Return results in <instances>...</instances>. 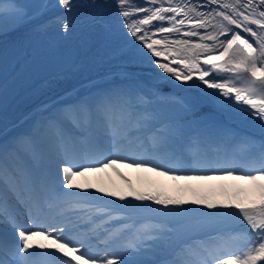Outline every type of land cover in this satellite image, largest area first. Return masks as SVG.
I'll return each mask as SVG.
<instances>
[{"label": "snow or ice", "instance_id": "obj_1", "mask_svg": "<svg viewBox=\"0 0 264 264\" xmlns=\"http://www.w3.org/2000/svg\"><path fill=\"white\" fill-rule=\"evenodd\" d=\"M54 7L65 35L96 10L126 63L0 144V264L264 262V0H0V37L43 30ZM121 166L237 183L189 200L137 189ZM108 169L127 190L81 179Z\"/></svg>", "mask_w": 264, "mask_h": 264}, {"label": "bare ground", "instance_id": "obj_2", "mask_svg": "<svg viewBox=\"0 0 264 264\" xmlns=\"http://www.w3.org/2000/svg\"><path fill=\"white\" fill-rule=\"evenodd\" d=\"M49 1L51 4L56 3V0ZM95 11L94 9H80L73 12L71 14L72 31L67 35L62 32L60 23L53 20L51 9L46 16L40 18V23L46 25L43 30H36L35 25H30L18 32L21 36L14 34L7 38L0 37V50H4V58L0 62V100H5L0 105V137H2L0 144L6 143L12 136L29 129L28 122L22 123L26 115L37 110L44 101L55 98L75 85L74 78L67 79V75L71 70L80 67L83 59H89L94 44L103 53L101 57L97 58L102 64L97 75L110 73V70L126 63L122 58L112 59L116 57L115 53V55L106 54L109 46L118 52L123 41L117 35L110 40L107 39L108 37L105 36L108 33L99 28L98 32H95L92 22ZM108 11L114 12V9L109 8ZM13 41L18 45L16 49L12 48ZM24 53L27 54L26 58H22ZM17 60H19V67L16 66ZM140 74L144 75V73ZM14 126L16 127L12 134L5 136L7 131ZM124 168L129 173L133 170L145 178L155 176L151 172L139 171L134 167ZM106 172L108 173V171L89 172L86 177L81 179L95 187H104L108 190H114L113 180H118L119 184L123 182L121 177L112 175L114 174L112 170L113 179L105 175ZM115 174L117 173L115 172ZM177 175L182 174L178 173ZM160 179L168 181L170 184L186 182L185 180H172L166 176H160ZM190 182L191 185L197 187V190L201 191L216 189L219 180ZM84 191L95 192V188ZM195 191V189L189 188L186 191V198L189 200L197 198L198 192ZM96 195L103 194L96 193ZM104 198L115 199L106 196ZM9 235V232L0 233V238ZM41 239L37 238V242ZM260 264H264V262H260Z\"/></svg>", "mask_w": 264, "mask_h": 264}, {"label": "rangeland", "instance_id": "obj_3", "mask_svg": "<svg viewBox=\"0 0 264 264\" xmlns=\"http://www.w3.org/2000/svg\"><path fill=\"white\" fill-rule=\"evenodd\" d=\"M46 1L47 0H43V2L48 3ZM20 2L25 3V4H35V3H40L41 0H20ZM115 36H116L115 34H109L108 33L105 37H108L107 39H110L112 37L114 38ZM106 51H107L106 54H113V55L116 54V57H113L112 59H120L121 58L119 56L118 52H115L112 47L108 48ZM102 54L103 53L100 50V48L94 44L93 50L91 51L89 59L88 58L83 59L82 67L80 69L75 68V69L71 70L70 73L67 75V79H69L70 77L74 78L75 85H73L70 89L65 90L64 92H62L61 94H59L55 98H50L49 100L44 101L42 104L39 105L37 110L32 112V114H30L26 119H30V117H32L35 112L36 113L34 115H38V114L41 115L42 112H44V109L46 107H51L52 105L58 104L59 102L74 99L75 94H76V92L74 90H76L80 93H85L86 89L89 88L92 84H101V83L105 84V83L110 82L112 80V76L108 75L109 73L97 75V72L102 67V64L99 62V59H95V58L101 57ZM116 69L110 70V73H114L116 71ZM140 75H142V74H140ZM169 98H173V97H169ZM4 101L5 100H0V105L2 102L4 103ZM164 106H166V104ZM43 118L44 117H39V119H37V121L41 120ZM236 127L241 128L244 131H245V127L248 130H250L251 132L255 131V129L252 128L251 126L242 125L239 122H236ZM242 127H244V128H242ZM10 130H13V128H11ZM111 170L112 169L106 170V171H108V173L106 172L105 175H108L110 177V179H113V176H111ZM113 172H114V174H112V175H116V177H118V176L121 177L120 175L115 174L116 171H113ZM119 172L123 173L125 175V177H127L128 180L131 182L132 186H134L137 189L150 190L153 192L160 191V192H163V193H166L169 195L183 196L185 198H186V191L189 188L195 189L196 190L195 192L196 193L198 192V197L201 195H209V196H217L218 197L219 193L221 192V185L235 183L232 181H219L218 187L216 189H207V190L205 189V190L199 191V190H197V187H195L193 184L192 185L190 184L191 183L190 181L170 184L168 181L166 182V181L161 180L160 176H157L155 173H153V174H155V176L152 175V177L145 178L143 175H140V174L134 172L133 170H131V172L129 173L123 166H121L119 168ZM134 176H136L137 178H135ZM113 185L115 187L114 190H127L128 189V184L125 182L124 179H123V182L121 184H119L118 180H113ZM108 198H110V197H108ZM117 202L120 203L119 201H117ZM199 207H203V206H199ZM205 210L207 211V209H205ZM218 227L223 228L225 226L221 225ZM258 264H260V262H258Z\"/></svg>", "mask_w": 264, "mask_h": 264}, {"label": "water", "instance_id": "obj_4", "mask_svg": "<svg viewBox=\"0 0 264 264\" xmlns=\"http://www.w3.org/2000/svg\"><path fill=\"white\" fill-rule=\"evenodd\" d=\"M53 13H54V20L57 21L56 17H59L63 14V10L59 8H53ZM21 35V34H20Z\"/></svg>", "mask_w": 264, "mask_h": 264}]
</instances>
